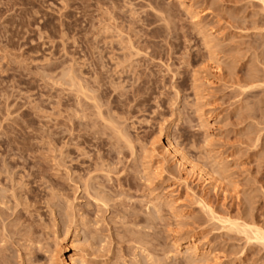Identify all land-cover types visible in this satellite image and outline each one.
<instances>
[{"label":"rangeland","instance_id":"1","mask_svg":"<svg viewBox=\"0 0 264 264\" xmlns=\"http://www.w3.org/2000/svg\"><path fill=\"white\" fill-rule=\"evenodd\" d=\"M259 231L263 1L0 0V264H264Z\"/></svg>","mask_w":264,"mask_h":264},{"label":"bare ground","instance_id":"2","mask_svg":"<svg viewBox=\"0 0 264 264\" xmlns=\"http://www.w3.org/2000/svg\"><path fill=\"white\" fill-rule=\"evenodd\" d=\"M261 1H263V3H264V0H261ZM176 152V151H175ZM202 172L203 171H201L200 172V174H202ZM210 178V177H209ZM248 227V226H247ZM244 228V227H243ZM253 229V228H252ZM246 231V230H245ZM253 231V230H252ZM260 232V231H259ZM258 233V232H257ZM260 233H262V232H260ZM263 234V233H262ZM257 235V234H256ZM257 236H255V238H256ZM258 239H262V241L264 240V234L263 235H258V237H257V240ZM65 263L66 264H75L76 263V260H75V258H66V261H65Z\"/></svg>","mask_w":264,"mask_h":264}]
</instances>
